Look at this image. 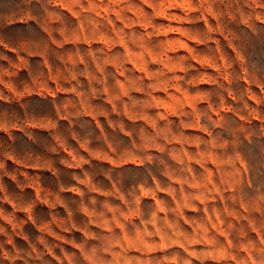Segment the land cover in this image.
Here are the masks:
<instances>
[{
  "label": "rangeland",
  "instance_id": "rangeland-1",
  "mask_svg": "<svg viewBox=\"0 0 264 264\" xmlns=\"http://www.w3.org/2000/svg\"><path fill=\"white\" fill-rule=\"evenodd\" d=\"M0 264H264V0H0Z\"/></svg>",
  "mask_w": 264,
  "mask_h": 264
}]
</instances>
